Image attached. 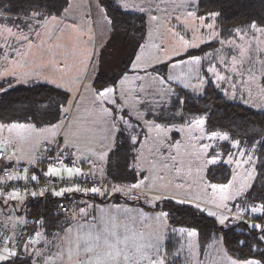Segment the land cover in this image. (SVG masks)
<instances>
[{
	"label": "snow or ice",
	"instance_id": "6c2138e0",
	"mask_svg": "<svg viewBox=\"0 0 264 264\" xmlns=\"http://www.w3.org/2000/svg\"><path fill=\"white\" fill-rule=\"evenodd\" d=\"M27 2L31 6L26 11L18 10L15 13L16 19H12L8 15L11 11L10 7L7 6L10 4V0H4L3 3H0V67L5 69V71L0 72V96L8 93L14 82L31 83L35 79V76L31 73H20L17 69L20 66H27L26 57L29 50L33 47H41L44 43L39 31L41 24L53 19L57 21V17L60 14L59 9L56 7L57 0H27ZM172 2L177 5L183 2L189 7V15H194L198 21L202 20L203 23L208 24L210 30H214V25L208 23V21L214 18L218 19L219 13L201 12L200 10L206 7L205 0H172ZM207 3L210 4V0H207ZM93 6L101 14L109 11L113 12L111 19L108 20V23L111 24V29H106L107 40L101 38L100 44L97 45V47H100L99 53L94 49L92 50V55L88 57L91 72L86 69L87 79L93 81V103L99 106L101 121L104 124L102 133L104 138L110 143L104 146L102 151L97 152L89 149L87 154L75 144L64 143L61 146L57 143L56 136L58 133L54 130V122L59 117L61 105L71 103L66 95L62 96L56 104L55 112L46 114L47 117H50L48 119L49 124L53 125V128L45 129V131L50 133L46 143L48 145L56 144V149L54 153L51 148L47 149L52 155L53 163L50 164L46 172H42V176L60 177L63 180L61 176L63 171L67 173L69 179L82 175H91L95 181L97 175H99L100 179H105L106 174H111L113 166H115L116 171L112 178L123 181L124 178L131 177L132 183L126 187L113 186L111 190L122 193L129 199H140L139 196L133 194L135 190L143 189L146 193L144 202L154 212H158V215L151 217V219L160 225V230L156 234L155 243L133 245L130 250L120 249L117 244L109 243V237H115L116 233L110 231L108 222L101 217L99 223L103 227L96 235H93V231L97 229V224L89 222L87 234L83 237L78 236L75 241H71L69 237L73 232V228L65 225L67 235L61 236L59 233H50L49 235L52 236V239L45 241L46 252L38 251L32 253L29 249L32 244L37 243L33 237L42 235L37 230L36 225L44 227L42 222L44 218L36 222V225L33 226L32 231L28 235L24 234L27 230V224L25 221L20 220L17 223L23 225V228L19 233H15L13 237L0 238V264H37L32 259L33 255L39 257H43L46 254L51 255L52 248H56V258L59 259L62 256L61 247L64 242L74 245L76 249L83 252L84 255L80 260V264H106L105 257L110 258L112 264H121V260L124 264H128L135 257H138L136 264H140L141 261H147L148 264H165V259L159 257L160 246L164 240L163 229L171 222L174 213L179 215L181 212L187 211L182 206L186 201H190L191 198L187 193L183 192L185 184H189V191L191 190V184L211 190L213 200L210 202L216 208L221 209L219 215L215 211L207 212V215L213 218L212 222L216 226L213 229V236H215L216 232H223L224 228L228 227L230 220H235L237 224L244 225L250 214L254 220L264 216V196L260 195V192H264V175H262L264 174V154H262L264 153V139L252 137V142L249 144L250 151H245L242 148L245 143L243 140H237L226 132L222 134L220 131L213 129L207 139L222 143L205 144L203 143L205 136L200 132V129L206 126V119L203 118V114L199 111H193L194 105L189 104V100L192 99L193 95L206 92V84L213 83L212 76L216 77L214 86L221 89L224 95H230L232 99H235L238 92L241 94L247 92L249 82L243 81L238 87L231 76L220 75L216 72L215 66L211 65V61H208L211 66L204 73L205 76H208L207 81H205L201 76L203 69L202 58L191 53L190 59L182 60V64L187 68L185 75L173 76L167 72L163 76L151 75L148 68L140 67L146 61L142 59V55L137 54L136 50L141 47L139 42L129 40L127 37H121L120 27H117L115 12L122 9L128 10V0H107V3L104 0H98ZM136 10L140 12L150 11L151 4H148L147 7L142 5ZM21 17H25V19H21ZM151 20L155 22L157 20L156 16H151ZM33 24H35L34 27ZM181 25L183 26V22H181ZM131 29L135 30L134 25L131 26ZM246 31H251L254 37L257 33L264 37V19H260L259 22L252 20L250 24L238 29L240 40H244L243 33ZM230 34L232 33L230 32ZM174 35L176 34L174 33ZM222 35L223 33H218L213 37L221 47L208 55L216 59L219 64L230 63L229 71H236L237 63L244 62L251 45L248 43L238 45L235 40L219 39V36ZM38 40L40 43H37ZM196 47V44H192L185 49ZM226 47L231 48L233 52L238 50L240 59L237 60V57L233 55L229 62L227 60ZM256 50L264 52V47H257ZM125 57L127 58V63H124ZM22 61L23 65L21 64ZM121 64H123V68H121ZM179 66V64H173V68ZM129 68H131L129 75L132 73L136 74L134 80H129V75H126ZM108 72H111L112 75L102 78ZM153 72H155V69H153ZM93 73H97L95 79H93ZM237 74L242 75V73ZM249 75H252L253 79L255 78L251 69H249ZM261 75L264 76V70H262ZM185 77H187V82H185ZM193 80H195V83H192ZM260 83L264 84V79ZM225 84L228 85L227 89L224 88ZM81 86L87 87L84 84ZM57 87L61 86L57 85ZM189 89H191V94L188 92ZM248 94L251 95L250 92ZM41 105L47 107L44 102H38L35 106ZM109 105L111 107H108ZM64 110L65 112L68 111L67 108ZM37 115H40L39 111L29 113L33 120H35ZM126 116L128 117L127 119H125ZM189 116L192 118L189 119ZM27 119L28 117L26 116L25 120L27 121ZM36 123L38 124L39 122L37 121ZM139 124H142L143 128L147 129L144 135L151 143L149 148L151 154L157 156L160 161H171V164L163 163L162 171L175 169L176 175L172 179H166L162 175L157 177L159 184L163 185V187L157 186L150 176L145 177L143 175L145 171L151 172L156 167V163L153 162L148 169H145L144 165L139 163V160L145 158L144 151L138 147L142 131L137 130ZM177 125L180 126L177 127ZM4 128H7L11 133L16 130L27 131L29 128L35 130V125L13 123L11 121L2 122L0 120V130ZM186 131L193 132L194 135L191 138L186 137L180 141H177L171 135L172 133L179 134ZM8 146L15 147V141L11 137L7 139L5 147L0 148V153L6 154ZM182 146L186 149V158L178 159ZM197 147L201 150V154L194 158L192 150ZM70 148L75 151L70 152ZM124 148H127L128 153H131L130 156L125 154ZM162 149L168 152L167 156L163 154ZM173 149L176 155H173ZM67 156L75 157L72 161L73 165H75L77 160L81 159L88 163L89 172L82 173L79 167L58 168L54 166L56 162L63 165ZM6 159L8 161L16 159L15 153L12 156H6ZM26 162L29 166L35 167L40 160L32 154L26 157ZM233 164L236 165L237 170L242 166H247L244 168L242 183L239 185L235 183V175H231V179L225 177L222 183L216 182L218 174L223 175L226 170L230 174L232 173L231 169H225L224 166ZM0 167L4 169V174L7 177V179L0 177V206L3 207H6L12 201L23 204L25 194L33 198L46 197L48 195L57 198H67V195L72 193L88 195L90 193L101 194L108 191V189H101L95 186L90 188L61 186L58 191H51L47 188L30 191V187L39 185L41 177L37 174L29 176V168L14 169L16 172L15 179H22L27 182L21 190L16 185L9 183L14 177L7 171L6 166L0 165ZM185 167L188 169L186 174L182 172ZM193 168L195 172L192 171ZM20 172H23V176L20 175ZM137 174H140L139 183L135 182ZM176 181L183 182L177 183ZM256 188L259 189V192L254 191ZM161 191H172L173 195H161ZM165 200L169 203L161 207L160 202ZM231 200L235 202L229 207L228 202ZM152 201H156V203L152 204ZM254 201H259V206ZM205 203H209V201H205ZM248 205H251V207L249 208ZM61 208L62 201H57L53 215H63ZM195 209L198 212L204 211L203 208H200L199 203L195 205ZM15 210V207H13V211ZM233 210H235L236 214L230 215ZM103 211L102 209L101 212ZM123 211L129 213L131 209L125 208ZM87 214L84 208L79 210V215L86 216ZM138 215L141 220L150 219L143 212L138 213ZM16 226L17 224L12 225L13 228ZM4 227L7 228L8 226L5 225ZM85 227V225H79L80 229ZM113 227H115V224H113ZM65 228H61L60 231H64ZM178 231L180 234L187 232L188 236L197 235L196 231H191L187 227H180ZM252 233H256V235L253 236ZM241 234L245 236V239L235 241L240 248L241 255H236L233 250L229 249L224 257L228 260V264H264V223L248 224L241 229ZM215 238L217 240L220 239V237ZM13 241L15 242L13 243ZM58 241L61 243H57ZM124 243L127 244V237ZM9 244L12 246L9 247ZM147 250H153L152 254L149 255ZM245 250L250 255H243ZM228 253L232 255L229 256ZM43 264H53V261L45 259Z\"/></svg>",
	"mask_w": 264,
	"mask_h": 264
},
{
	"label": "rangeland",
	"instance_id": "374dc122",
	"mask_svg": "<svg viewBox=\"0 0 264 264\" xmlns=\"http://www.w3.org/2000/svg\"><path fill=\"white\" fill-rule=\"evenodd\" d=\"M97 2L98 0H70L64 11L57 17V21L53 19L51 21L43 22L39 31L44 43L41 47H33L29 50L26 57L27 66H20L17 69L20 73H31L35 76V79L32 80L34 83H45L56 87L57 85H60L61 87L59 88L68 93V98L71 103L61 108L60 116L54 123V130L58 133L56 141L61 146H63L64 143L75 144L80 149H83L85 154H87L89 149H93L97 152L102 151L103 147L109 145L110 143L104 138L102 133L104 124L101 121V115L98 109L99 106L93 103V99H90V95H92L93 90L92 80H88L86 76V69L91 72L88 57L92 55L93 49L99 53L100 47H97V45L100 44L101 38L107 40L106 29H111L105 13L101 14L93 6ZM128 4L129 9L136 12H140L136 10L140 6L143 5L147 7L148 4H151L150 11L141 12L146 16L147 28L144 41L142 42L141 47L137 50V54L142 55V59L146 61L141 64L140 67L148 68L149 74L151 75L155 74L150 72V68L163 63H168V74L173 76L185 75L187 73V68L182 64V60L190 59L191 56L178 58L188 50H191L185 48L192 44H196V48H198L205 43L213 41V37L218 34V31L215 28L214 19L208 21V23L214 25V30H210L207 23H203L202 20L198 21L194 15H189V7L183 2L177 5L176 3H173L172 0H128ZM153 15L157 18L155 22L151 20V16ZM181 22H183V26L181 25ZM34 26L35 24H33V27ZM174 33L176 35H174ZM243 35L244 40H240L239 33L237 31L235 35L228 40H235L238 45H243L245 43L251 45L247 56L244 58V62L237 63L236 71H229L230 63L219 64L216 59H213L212 56L208 55L214 51L207 52L203 57H201L204 62V70L207 71L209 66L214 65L216 72L220 75L231 76L233 82L237 83L238 87H240L243 81H248L249 88L247 92H243L242 94L238 92L235 99L230 98V95L225 96L229 99L237 100L255 110H264V84L260 83V81L264 79V76L261 75L262 70H264V63H262V61H264V52L256 50L257 47H264V37L260 36L259 33H257L254 37L251 31H246ZM37 43H40V41L38 40ZM220 47L221 45L217 49ZM225 50L227 52V60L229 62L231 61L233 55L237 57V60L240 59L238 50L233 52L231 48L227 47ZM205 57H207V59H205ZM208 61H211V65H209ZM21 64L23 65V61ZM173 64H179L180 66L173 68ZM249 69L252 70L255 77L254 79L252 75H249ZM3 71H5V69L0 67V72ZM128 71L131 73V68H129ZM237 73H242V75H238ZM96 74L97 73L92 74L93 78ZM135 76L136 74L132 73L129 75V80H134ZM202 78L206 81L205 76H202ZM211 79L215 85L216 77L212 76ZM185 82H187V77H185ZM192 83H195V80H193ZM15 84L27 83L15 82ZM82 84L87 85V87H82ZM224 88L227 89L228 85L225 84ZM221 92L224 95L222 90ZM248 92H250L251 95H249ZM108 107L111 106L109 105ZM65 108L68 109L67 112H65ZM127 118L128 117L126 116L125 119ZM179 126L177 125V127ZM49 128H53V125L40 127L35 126V130L29 128L27 131L16 130L11 133L7 128L0 130V148L5 147L6 141L9 137L15 141V147L8 146L6 154L2 153L3 158L0 160V165L6 166L7 171L12 175L16 174L14 169L22 168H29L31 175L35 174V172H31L30 168L36 170L39 169V171L41 169L42 172H46L50 164L53 163L52 155H50L47 160H44L45 154L48 153L47 149L53 145H48L46 143L50 133L45 131V129ZM142 129L145 130V133L147 132V129L143 128V125ZM200 132L205 136L203 143H221L220 141H209L207 136L211 135V133H206L204 128H201ZM173 134L174 133L171 135L173 136ZM176 134L178 135V138L176 139L177 141L185 139L186 137L191 138L194 135L193 132L189 131ZM193 143H195V141H193ZM138 147L144 151L145 158L143 160H139V163H142L145 169L150 168L153 162L156 163V167L152 169L151 172L145 171L143 173L145 177L150 176L152 181L159 187H163V185L159 184V181L157 180L158 176H165L166 179H172L175 177V169H172L171 171H162L163 163L166 162L171 164V161H160L157 156L151 154L149 151L151 143L147 140L146 135H143ZM243 150L247 151L245 148H243ZM69 151L72 152L75 150L70 148ZM162 152L165 156L168 155V152L163 149ZM13 153H15L16 159L8 161L6 156H12ZM172 153L173 155H176L174 149L172 150ZM32 154L40 160L35 167L29 166L26 162V157ZM200 154L201 150L198 147L192 150L194 158L198 157ZM182 158H186V149L184 146L180 148V156H178V159ZM73 159H75L74 156H67L63 165L56 162L54 166L58 168L79 167L82 173L89 172L88 163L81 159L77 160L75 165H73ZM227 166L232 170L230 179L231 175H235V183L237 185L242 183L244 168L247 166H242L238 170L236 169L235 164ZM187 171L188 169L186 167L182 169V172L185 174ZM192 171L195 172V169L193 168ZM61 176L64 180L69 179L66 172L62 171ZM0 177L7 179L2 167H0ZM80 177L89 178L92 176L82 175ZM45 178L62 180L60 177ZM96 178L98 181L102 180L99 178V175H97ZM139 182L140 174H137L136 183ZM176 182L181 183L183 181ZM93 186L100 187L101 189H108L107 196L120 194L126 198V200L123 201H130L134 204H110L108 206H102L94 202V200H91L88 195H97L98 197H101L105 195L104 192L101 194L90 193L88 195H84L82 193L85 198H83L79 203L70 202L69 214L64 217V221L66 222L65 225L73 228V232L70 234L69 240L75 241L78 236H85L89 231L87 228L89 222L97 224V229L93 231V235H96V233L103 227V225L99 223L101 217H103V219L108 222L110 231H114L116 233L115 237H109L110 244H117L120 249L130 250L133 245H147L149 243H155L156 234L160 230V225L151 219V217L158 215V212H154L150 206L144 202L146 193L143 189L135 190V193L133 194L139 196L140 199H129L122 193L112 191V184H108L105 179L104 183L85 185V187L89 188ZM183 192L187 193V195L191 198L190 201L186 202L193 204L194 206L199 203L200 208L204 209L206 215L208 211H215L218 215L221 213V209L216 208L210 202L213 200L210 189L206 190L203 186L197 187L195 184H191V190L189 191V184H185ZM160 194L171 196L173 195V192L161 191ZM205 201H209V203H205ZM12 202H10L6 207L0 206V225L14 224L23 220V216L16 212L19 209L20 204L16 201ZM234 202V200L229 201V207H231ZM155 203L156 201H152V204ZM13 207H15V211H13ZM81 208H84L88 213L86 216L79 215V210ZM125 208L131 209V212H124L123 210ZM102 209L104 210L103 212H101ZM140 212L145 213L150 217V219L141 220L138 215ZM235 214L236 212L233 210L230 215ZM73 217H75V219H73ZM245 222L249 224L258 223L252 219L251 214ZM234 223H236L235 220H230L228 222V226ZM113 224H115V227H113ZM65 225H63L64 228ZM79 225H85L86 227L84 229H80ZM179 228L180 227L170 226L168 223L167 227L163 229V232L165 241V234L167 235L169 233L175 237V240H172V243L176 245V249L174 251L182 258L183 264H221V262L222 264H228V260L224 258L226 252L224 251L222 236L220 233H217L215 236L220 237V239L217 240L216 238H213L204 253H200L197 246L196 236H188L187 232L180 234L178 231ZM42 233L43 231H41V234ZM54 233H59L61 236L67 235L66 228L63 233L59 230ZM172 235L170 237H173ZM43 237L44 236L42 234L36 240L37 243L32 244V253L38 251L46 252L45 241L52 239V236L47 239H43ZM126 237L127 244L124 243ZM33 238L35 239V237ZM41 239L43 240L41 241ZM163 242L160 246L159 257L160 253H163L164 250L165 242ZM57 243L61 242L58 241ZM147 251L149 255L153 252V250ZM56 252V248H52V254H46V256L43 257L47 260L53 261V264H80V260L84 255L82 251L76 249L74 245H69L67 242L62 244V256L59 259L56 258ZM33 258L37 264H39L37 258L40 257L33 255ZM137 259L138 257L133 258V260L128 262V264H136ZM105 261L106 264H112V261L108 257H105ZM121 264H124L122 260ZM140 264H148V262L141 261Z\"/></svg>",
	"mask_w": 264,
	"mask_h": 264
},
{
	"label": "trees",
	"instance_id": "16d2710c",
	"mask_svg": "<svg viewBox=\"0 0 264 264\" xmlns=\"http://www.w3.org/2000/svg\"><path fill=\"white\" fill-rule=\"evenodd\" d=\"M69 1L70 0H57L56 7L59 9L60 14L67 7ZM3 2L4 0H0V3ZM104 2L107 3V0H104ZM205 2L206 7L201 9V12L219 13L218 19L214 18L216 30L218 33H223L222 36H219V39L229 40L242 26L250 24L252 20L259 22L260 19H264V0H210V4L207 3V0H205ZM7 6L11 9L8 15L11 16L12 19H16L15 13L18 10L26 11L31 5L27 2V0H10V4ZM105 15L107 19L110 20L113 12H106ZM115 15L117 27H120L121 37H127L129 40H135L141 45L145 38L147 28L145 14L122 9L121 11L115 12ZM21 19H25V17H21ZM109 25L111 28L110 23ZM132 25H134L135 30L131 29ZM230 32L232 34H230ZM219 46L220 44L213 40L199 46L198 48L188 50L178 58L190 57V53L203 57L205 53L215 51ZM124 63H127L126 57ZM121 68H123V64H121ZM153 69H155V72H153ZM150 72L155 75L163 76L165 72H168V63L153 66L150 68ZM205 72L203 62L201 75L205 76ZM111 75L112 73L108 72L106 76L102 78H107ZM205 78L207 81L208 76H205ZM188 92L191 94V90H188ZM65 95L68 97V93L65 90L53 85L34 82L27 84H15L14 82L9 88L8 93L0 96V120H2V122L11 121L13 123H26L37 127L51 125L48 122L50 117H47L46 114L55 112L56 104L60 101L61 97ZM38 102H44L47 107L42 105L38 107L35 106ZM189 104L194 105V108L192 109L193 111H199L203 114V118L206 119L207 123L204 127L206 133H211L213 129L220 131L223 134L226 132L237 140H243L245 143L242 145V148H245L247 151H250L249 144L252 142V137L264 139V110H255L237 100L229 99L223 95L221 90L216 88L213 83L206 84V92L193 95L192 99L189 100ZM64 106L65 105L62 104L61 108ZM35 111H39L40 115H37L35 120H33L32 117L29 116V113ZM26 116L28 117L27 121L25 120ZM191 118L192 117L189 116V119ZM57 120L58 119H56L55 122ZM37 121L39 122L38 124L36 123ZM137 130H142L140 136L141 142L145 133V130L142 129V124L138 125ZM173 136L174 139L178 138L176 133H174ZM123 151L129 156L131 155V153H128L127 148H124ZM224 167L225 169H229L227 165ZM30 171L39 175V169L36 170L30 168ZM115 171V166H113V172L111 174H106L105 177V180L108 184H112V187H126L132 183L131 177H126L123 181L114 180L112 176L115 174ZM225 177L230 179V173L227 170L224 171L223 175H217L216 182H224ZM102 180L104 181V179ZM254 191L259 192V189L256 188ZM107 193V191L104 192L105 195L101 196L102 198L97 195H88V197L99 203L126 200V198L120 194L107 196ZM260 195L264 196V192H260ZM77 197L80 199L85 198L82 193H72L68 194L67 198L50 196L43 203L40 198H33L29 196L24 197L23 204H20L17 213L23 216L24 221H29L36 217L37 222L39 219L44 218L42 221L44 223V227H40L39 225H36V223L35 225L37 226L38 231H43L42 234L44 237L50 238V233H54L57 230L60 231L61 228H64L63 225L66 223L64 221V216L68 212L67 209V212L63 213V215H53L56 202L64 200L68 203L69 207L70 202H80L76 200ZM168 203L169 202L166 200L161 201L160 206L164 207ZM254 203L259 206V201H254ZM41 205H43V207L40 210ZM182 207L187 211L181 212L179 215H175L174 213L169 225L173 227H187L189 230L196 231V241L200 253H204L207 246L212 242V239L215 238L217 233H220L222 236L224 251L227 252L231 249L236 255H241L240 248L235 241L245 239V236L241 234V229L245 228L249 223L244 222V225H239L236 222L228 227H225L223 232H216L215 236H213V229L216 226H214L212 222V217L206 215L204 211H196L193 204L185 202ZM248 207L250 208L251 205H248ZM255 222L264 223V216H261L260 219H255ZM252 235L254 236L256 233H252ZM172 240H175L174 236L167 239L165 247V264H183L182 258L174 251L176 249V245L172 243ZM228 255L231 256L232 254L228 253ZM243 255H250V253L245 250ZM37 260L39 264H41L42 258H38Z\"/></svg>",
	"mask_w": 264,
	"mask_h": 264
},
{
	"label": "built area",
	"instance_id": "2783aa9c",
	"mask_svg": "<svg viewBox=\"0 0 264 264\" xmlns=\"http://www.w3.org/2000/svg\"><path fill=\"white\" fill-rule=\"evenodd\" d=\"M53 151V153L55 152V149H56V145L53 144L51 147H50ZM50 153L48 151V153L45 154V158L44 160H47L48 157H49ZM0 157H3V154L0 153ZM0 160H2V158H0ZM43 160V161H44ZM41 172V173H40ZM15 175L16 174H13V180L11 182H9L10 184L12 185H16L19 189L22 190L23 186L27 183L26 181L24 180H16L15 179ZM21 176H23V173H20ZM28 175L30 176V172H28ZM41 177L40 179V183L37 187H30V191H38L39 189L41 188H47L51 191H58L61 189V186H64V187H85V185L87 184H98V183H104V181H98L97 178H95V181L93 179V177H89V178H73V179H68V180H57V179H48V178H45L44 176H42V171L40 169L39 171V175ZM89 186H92V185H89ZM10 190V189H9ZM31 197L30 195H24V197ZM51 195H48L46 197H40L41 201L44 203ZM62 201V208H61V211L63 213H66L67 212V209H68V203L64 200H61ZM43 205H41L40 207V210L42 209ZM36 217L32 218L31 220L29 221H26L25 223L27 224V230L24 232L25 235H28L29 232L32 231V228L33 226L35 225L36 223ZM7 225L8 227L5 228L4 226ZM13 224H1L0 225V238H3V237H13V235L15 233H19L21 231V229L23 228V225H20L17 223V226L15 228L12 227ZM15 241H13L14 243ZM21 243H23V241H21ZM8 246H12L11 244H9Z\"/></svg>",
	"mask_w": 264,
	"mask_h": 264
},
{
	"label": "crops",
	"instance_id": "0c3cea01",
	"mask_svg": "<svg viewBox=\"0 0 264 264\" xmlns=\"http://www.w3.org/2000/svg\"><path fill=\"white\" fill-rule=\"evenodd\" d=\"M129 11H132V10H130V9H128ZM144 41V40H143ZM126 75H128V73L126 74ZM94 79V78H93ZM93 82V81H92ZM90 99H93V96L92 95H90ZM91 200H93L92 198H90ZM76 200H78V201H81L82 199H80V198H76ZM77 201H75V203H76ZM94 202H96V203H98V204H100V205H102V206H108V205H110V204H112V205H121V204H123V205H125V204H134L133 202H126V201H122V200H120L119 202H112V201H110V202H107V203H99V202H97V201H95L94 200ZM77 203H79V202H77ZM69 210H70V206L68 207V212L65 214V216L66 215H68L69 214ZM17 212V211H16ZM64 216V217H65ZM24 221V220H23ZM17 223V222H16ZM15 223V224H16ZM41 232V231H40ZM61 233H63V231H61ZM173 233V232H172ZM172 234H165V239H166V241L164 240V250H163V253L161 252L160 253V258H164L165 259V247H166V244H167V237L168 238H172V237H170ZM175 235V234H174ZM173 236V235H172ZM49 238V237H48ZM38 239V237H35V240H37ZM43 239H47L46 237H43ZM43 239H41V241L43 240ZM41 244H43V243H41ZM10 247V246H9ZM32 247V246H31ZM29 251L31 252L32 251V248H30L29 249ZM48 256V255H47ZM40 258H42V260L44 261V257H40ZM32 259L34 260V258L32 257ZM38 259V258H37ZM35 261V260H34ZM43 262L41 261V264H42Z\"/></svg>",
	"mask_w": 264,
	"mask_h": 264
}]
</instances>
